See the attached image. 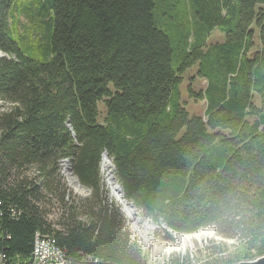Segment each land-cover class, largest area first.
<instances>
[{"label":"trees","instance_id":"1","mask_svg":"<svg viewBox=\"0 0 264 264\" xmlns=\"http://www.w3.org/2000/svg\"><path fill=\"white\" fill-rule=\"evenodd\" d=\"M0 49V251L11 261L27 263L38 233L77 263L145 264L104 152L153 223L237 240L164 264L264 254V0H0ZM192 67L203 114L181 98ZM63 159L88 197L71 199Z\"/></svg>","mask_w":264,"mask_h":264},{"label":"rangeland","instance_id":"2","mask_svg":"<svg viewBox=\"0 0 264 264\" xmlns=\"http://www.w3.org/2000/svg\"><path fill=\"white\" fill-rule=\"evenodd\" d=\"M21 21H22V23H26L27 22V20L25 18H21ZM210 39H211L212 42H214V41H222L223 40V36L216 30V31L213 32V35L211 36ZM194 70H195V67L188 68L185 71V73L182 75V81L180 83L181 98L185 102V107H186L187 111L191 115L192 114H203L204 113V109H205V102H204L203 99L194 100L193 98H190V95H189V91H188V85L189 84L196 91H198L200 89H204V87L206 85V81L204 79H202V78L196 77L195 79H192V75H194ZM8 106H9V104H4L2 101H0V108L1 109L8 108ZM105 162L103 161V163H105ZM103 163H101V164H102V167L104 169L103 170V176H104V181H105V176L107 177L110 174V172L108 170L111 169V166H109L108 164L104 165ZM107 171H108L109 174L107 173ZM64 180H65L66 186H67V188L69 190V191L67 190V192L71 193V199H74V200L78 201V200L86 198V197H88L90 195L91 191H89L85 195H82L81 193L75 192L74 190H72L67 185V181H66L65 178H64ZM112 193H113V191H112ZM113 195H114V193H113ZM135 207H137V206H135ZM52 210H53V212H50L48 214V217H49V219L53 220L57 216L58 209H57V211H56V208H53ZM137 210L139 211V213H141L144 216V220L147 221V223L149 225H154L153 228H145V229L148 230L147 233H150L149 235L153 234L152 236L154 238L160 240L161 242H169V243H171V242L174 241V236L173 235L175 233L173 235H171L172 237H171L170 240L166 239L164 237L165 235H163L165 229H163L160 226V224L153 223L151 221V219L148 217L146 211H144L142 208L137 207ZM142 223H144V222H142ZM142 223H141V226H144ZM127 227L129 229L130 235L132 236L131 229L129 228L128 225H127ZM203 228H206V227H203ZM36 234H38V233H36ZM38 235H40V234H38ZM132 237H133L132 240L134 241V243L137 244V246L145 254V264H164L166 258L168 256H170V255H173V254L174 255H178V254L184 255L187 252H193L194 250H197L198 248L203 247L206 244H211L210 242H212L213 244H218V243H220V241H224V240H229L230 242H226L228 244H236V242H237L235 237H233V238H225L222 235H219L218 233H216L215 237L214 236H207V237H202L201 240H195L194 239L191 242H187L182 249H177V250L171 251L169 253L158 254V253H153L152 252L151 244L144 245L142 243V241L139 239V236L137 234H135L134 231H133V236ZM218 237H220V239H218ZM48 242H49V245L52 248L59 249V247L54 245L53 242L49 238H48ZM108 263H110V262H108ZM78 264H81V263H78Z\"/></svg>","mask_w":264,"mask_h":264},{"label":"bare ground","instance_id":"3","mask_svg":"<svg viewBox=\"0 0 264 264\" xmlns=\"http://www.w3.org/2000/svg\"><path fill=\"white\" fill-rule=\"evenodd\" d=\"M106 160H104L105 162ZM107 162V161H106ZM103 163L104 165H109L107 163ZM103 165V166H104ZM110 172V170H109ZM109 174V173H108ZM68 178V184L72 190H74L77 193H82L83 189L78 185L77 181H75L70 175H67ZM113 184V183H112ZM112 191L114 193V196L117 197L118 195V187L112 185ZM115 199V198H114ZM133 207V212L127 207L126 213L129 216V221L130 225L132 227V230L139 236V239L142 241L144 245L151 244V249L153 253H158V254H163V253H169L171 251L177 250V249H182L184 245L187 242H191L192 240H201L202 237H207V236H216V232L212 226H207L206 228H201L195 232L192 233H179L175 232L174 236V241L169 243V242H161L160 240L154 238L152 235H149L150 233H147L148 230L145 228H153L154 225H149L147 221L144 220V216L139 213L137 210V207H135L134 204L131 205ZM122 211V210H121ZM125 216V215H124ZM126 218V217H125ZM144 222V223H142ZM141 223L144 226H141ZM38 235V234H37ZM39 238H43L45 240V243H49L48 239L38 235ZM60 249V248H59Z\"/></svg>","mask_w":264,"mask_h":264},{"label":"water","instance_id":"4","mask_svg":"<svg viewBox=\"0 0 264 264\" xmlns=\"http://www.w3.org/2000/svg\"><path fill=\"white\" fill-rule=\"evenodd\" d=\"M1 56H5V57H8V55H7V53L5 52V51H3V50H1L0 49V57ZM70 129H71V127H70ZM72 130V129H71ZM104 160H106L109 164H110V166H111V169H109L110 170V174L106 177L105 176V184H106V186H107V188L109 189V193H110V195L113 197V198H115V200L119 203V205L121 206V210H122V212L124 213V215H125V217H126V225H128L129 226V228L131 229V234H132V236H133V230H132V227H131V225H130V221H129V216H128V214L126 213V210H127V207L130 209V210H132V212H133V207L131 206L132 204H134V202L133 201H131V200H129V199H127V198H125V196H124V194H123V191H122V188H121V185H120V183L117 181V179H116V177H115V175H114V166H113V164H112V162H111V160H110V158H109V156H108V153L107 152H104L103 153V157H102V163H103V161ZM61 172H62V174L64 175V177H65V179H66V181H67V185L69 186V184H68V178H67V175H70V177H72L75 181H77V183H78V185L83 189V193H81L82 195H85V194H87L89 191H90V189H87L80 181H79V179L73 174V171H72V167H71V164H70V162H69V160L68 159H63L62 161H61ZM101 170H102V172H103V167H102V164H101ZM108 170V171H109ZM108 171H107V173H108ZM113 183V184H112ZM110 184H112V185H114L115 184V186L116 187H118V195H117V197L116 196H114L113 195V193H112V187H111V185ZM70 187V186H69ZM160 226L163 228V229H165V231H167L170 235H173L175 232H177V231H175V230H173L172 228H170V227H168L167 225H166V223H160ZM209 226H212V225H209ZM213 228H214V230H216V228H215V226H212ZM131 236V238H133ZM218 239H220V237H218ZM225 242H230L229 240H224ZM232 264H264V254L263 255H260V256H258V257H256V258H254V259H249V260H241V261H238V262H235V263H232Z\"/></svg>","mask_w":264,"mask_h":264},{"label":"built area","instance_id":"5","mask_svg":"<svg viewBox=\"0 0 264 264\" xmlns=\"http://www.w3.org/2000/svg\"><path fill=\"white\" fill-rule=\"evenodd\" d=\"M0 264H20L18 261H11L7 255L0 251ZM26 264H78L69 260L64 250L54 249L49 243H45L43 238H39L37 234L34 236L33 246L30 258Z\"/></svg>","mask_w":264,"mask_h":264}]
</instances>
